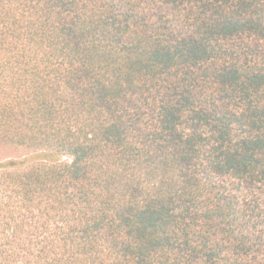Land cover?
<instances>
[{"label": "trees", "instance_id": "1", "mask_svg": "<svg viewBox=\"0 0 264 264\" xmlns=\"http://www.w3.org/2000/svg\"><path fill=\"white\" fill-rule=\"evenodd\" d=\"M0 264H264V0H0Z\"/></svg>", "mask_w": 264, "mask_h": 264}]
</instances>
